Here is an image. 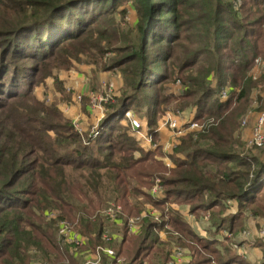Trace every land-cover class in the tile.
Listing matches in <instances>:
<instances>
[{
	"label": "trees",
	"instance_id": "1",
	"mask_svg": "<svg viewBox=\"0 0 264 264\" xmlns=\"http://www.w3.org/2000/svg\"><path fill=\"white\" fill-rule=\"evenodd\" d=\"M3 1L13 23L0 19V264L48 263L52 255L79 264L77 254L99 245L128 257L117 262L103 254L101 264H168L170 241L158 235L165 219L145 217L139 232L125 225L120 242L109 232L118 220L96 208L106 197L119 201L138 194L162 209L181 202L198 214L209 212L213 237H201L171 211V223L182 236L169 239L192 250L191 264H244L235 247L242 242L234 237L228 244L230 238L215 235L240 231L238 222L248 218L245 210L264 216V149H248L241 127L251 96L263 100L264 0H126L138 13L140 41L119 36L115 41L124 43L119 45H111L112 34H120L116 19H100L107 11L117 16V2L124 0H111L110 8L107 0ZM79 52H89L97 64L111 53L104 68L123 79L121 92L106 104L99 134L92 129L85 138L57 106L34 94L40 67L51 75L55 67H69ZM19 58L36 62L26 83L27 68L20 67ZM257 58L262 74L254 78ZM165 67L181 83L174 98L180 112L195 110L194 120L202 127L180 136L172 152L159 148L172 164L155 158L162 167L148 172L153 152L139 144L124 117L127 110L145 109L147 119L141 120L155 130L150 114L169 100L161 88L168 79ZM155 177L162 179V199L135 187L150 186ZM84 199L89 204L81 206ZM230 200L237 202L233 213L228 212ZM82 210L87 215H79ZM52 212L74 224L88 243L74 248L56 240L55 221L47 220Z\"/></svg>",
	"mask_w": 264,
	"mask_h": 264
},
{
	"label": "rangeland",
	"instance_id": "2",
	"mask_svg": "<svg viewBox=\"0 0 264 264\" xmlns=\"http://www.w3.org/2000/svg\"><path fill=\"white\" fill-rule=\"evenodd\" d=\"M108 4L107 6L110 8L111 6V0H107ZM5 2L3 0H0V19L6 20L7 23H13L12 18L10 15H8L5 12ZM105 6V8L107 7ZM108 12V11H107ZM103 13V17L100 19L105 18H112L114 17L116 19V22L119 25V33H113L112 38L113 42L111 45H119L124 44L123 42H118L115 40L119 39V36L121 37V40H133L135 42L140 41V34L139 30L141 29V25L138 24V13L135 10L134 6L124 1H118L117 2V9L116 13L117 16H112L111 13ZM102 26H105V23L102 24ZM112 32V30H111ZM147 41V38H146ZM103 44L101 47L108 50L110 46H108L106 42H102ZM150 49V46L147 48ZM153 51H156V49H160V46H157ZM95 52L92 51V54ZM158 55V54H155ZM112 56V54H106L103 61H101L99 64L93 63L91 61V58L89 56V52L83 53L79 52L78 57H71V63L69 67L62 66V67H55L54 72L51 75H45V65L40 67L39 76L36 79V83L34 86V94L37 98V100H40L41 102L47 104V105H55L59 108L60 112L68 117L67 112V106L70 107L71 105L74 106H81V109L84 111L88 107L91 112H89V117L86 120L87 124L82 125L83 121L79 116H76V118L68 117L73 120L75 123V126L78 124L81 126L82 130L79 129L80 133L86 137L87 133H90L92 129L96 130V124L101 121V105L99 103V99L102 97L101 95H112L113 93L115 95H118L121 92V84L123 85V79L119 72L109 71L104 68V66L109 65L111 62L109 61V58ZM79 58V59H78ZM259 60V63L256 62V60ZM255 60V65H253V74L252 76L254 78H258L262 74V65L263 62L260 58H257ZM20 67L27 68L25 70V75L23 76V83L28 82L31 80V74L34 72L35 68V60L34 59H20L17 60ZM167 66L170 65L169 62H167ZM69 64V63H68ZM163 67V65H162ZM39 69V68H38ZM166 70V74L168 75V79L164 82V84L161 86L163 87V94L169 96V100L166 103H162L158 106L156 110L155 115H151L152 117H155L156 124L151 127L154 129L160 128L158 126H163L165 129L157 131V134L154 136L153 142L150 144H147V142H143V148L146 150H151L153 154L149 155V159L147 160L148 163V172L154 171L156 169L161 168V164L158 163L157 160H160L162 164H164V156L162 157L159 154L160 149H162L165 152L164 149L170 150L172 152L173 148L180 143V138L176 137L173 134V131L171 128H169L168 125H164L163 123L166 121V118L170 116L171 119H178L181 118L183 120H187L184 118L183 113L185 111V108L182 109L180 112V102L178 100H174L176 95L180 94V90L182 88L181 83L176 79V76H171L170 72L168 74V67L164 68ZM177 73V71H175ZM23 75V74H22ZM176 79V80H175ZM116 83L118 85H116ZM120 86V87H117ZM143 93H147L145 90ZM162 93V92H161ZM81 98L79 99L78 97ZM263 97V100L260 99L258 94L254 93L250 100L246 115L242 117L241 119V127H242V138L248 145V149H253L254 152L260 151L262 148L264 149V145L260 147H255L254 145L250 144V138L252 137L251 132H253L255 125H257V119L264 113V92L261 94ZM76 102H79V105L75 104ZM105 103L103 105L104 108H106ZM184 110V111H183ZM85 112V111H84ZM86 112H88L86 110ZM85 112V113H86ZM95 113V114H91ZM145 109H141L140 111H136L135 115L142 119L143 121H146L144 117H147L145 114ZM180 113V114H179ZM74 116V117H75ZM213 120H210L211 123ZM159 124V125H158ZM78 129V128H77ZM132 129V128H131ZM93 131V132H94ZM154 131V130H153ZM168 131V133H167ZM193 132V131H190ZM189 133V132H188ZM162 135H165L162 138ZM168 136V138L165 139V137ZM90 136V134H89ZM140 144V143H139ZM250 147V148H249ZM262 147V148H261ZM160 148V149H159ZM260 148V149H257ZM138 155V153H137ZM163 161V162H162ZM170 163H172L171 160H169ZM165 165L168 167V165L165 163ZM167 169V168H166ZM165 170V169H164ZM162 174H166L164 171ZM74 177L81 179L80 172H75ZM153 183L150 186H135L138 188V192L146 191L150 197L153 199L155 196L152 194L151 190L153 187L159 183L161 185L162 179L160 177L152 178ZM162 188V187H161ZM264 192V190H263ZM263 192L261 194H263ZM261 197L264 198V195H261ZM233 202H236L235 200H230L228 203V207L234 208L235 210L238 209V207H233L231 204ZM81 206L88 205L89 201L87 199H84L83 202L79 203ZM126 205V206H125ZM109 206H116L117 210L120 211V218L117 219V223H113L109 232H112L113 239L115 241L122 240V229L125 227V225L129 224L130 222L136 221L138 224L137 232H139V227H141L142 220L145 217H152L156 219V217H160L161 219H165V228L160 229L158 231V235L163 241H170L168 250L170 251V260L168 264H191L194 261V254L191 249L188 247H183L180 244L177 243L176 240L169 239L181 237L182 233L175 228L171 223L170 214L171 211H175L180 214V216L185 220L188 227L193 229L194 232L198 234H204L209 235L208 237H213V234L211 232L216 231V227L211 223V216L209 212L206 213H196L191 210L190 204L187 203H181V202H170L166 205L165 209L160 208L158 205L151 202L145 195L138 194L137 197L129 196L124 197L119 201L110 200V198H105L104 203H98L96 205L97 210L100 212L105 211L104 209ZM125 206V207H124ZM114 210V208H111ZM81 214L79 215H87L85 211H80ZM246 217H243L240 222H238V225L241 223V230L238 232H221L215 237L219 238L220 240L225 239V237L230 238L228 241V244L234 243L232 239L235 237L237 241H241V245H235L237 246V250L239 252H242V254L245 256L244 264H262L264 261V216H252L248 215L247 211L245 210ZM58 215V212H57ZM123 217V218H122ZM48 221H55V228H56V240H60L59 236V219L58 217L56 219L48 216ZM113 221V220H112ZM124 221H127V223H124ZM71 225V224H70ZM71 227H74L71 225ZM196 228V229H195ZM121 229V231H119ZM88 243V241H87ZM110 247V246H109ZM234 247V248H235ZM113 248V247H112ZM111 248V249H112ZM91 249V248H90ZM114 249V248H113ZM83 250V249H82ZM80 252V251H78ZM123 261H127V256L123 255ZM84 259V254L79 253L77 254V260H79V264H82V261ZM34 262H44L42 264H68L69 261H66L64 257H56V255L51 256V260L46 263L43 259H35ZM145 264L147 261H145Z\"/></svg>",
	"mask_w": 264,
	"mask_h": 264
},
{
	"label": "built area",
	"instance_id": "3",
	"mask_svg": "<svg viewBox=\"0 0 264 264\" xmlns=\"http://www.w3.org/2000/svg\"><path fill=\"white\" fill-rule=\"evenodd\" d=\"M257 63H259V60H256ZM102 97L99 99V103L101 105L100 111H101V117L102 120L106 115V108L103 107L105 103H108L110 100H113L116 96L114 93L112 95L106 94L101 95ZM228 95L225 92L223 95V99L227 98ZM79 99L81 98L78 97ZM180 114V113H179ZM128 120L132 127V134L138 139L141 146H143V142H147V144H150L153 142V134L156 133L159 129H155L154 131L150 130L149 127L143 123V121L133 113L131 110H127L125 112L124 122L127 123ZM101 122V121H100ZM99 122V123H100ZM99 123L96 124V130L94 131V135L99 134V129H97ZM164 125H168L169 128H171L173 131V134L176 137H180L182 135H185L186 133L190 131H194L197 129H200L202 127V124L198 121H195L194 118L191 120H184L181 121L180 118L171 119L170 116L166 118V121L163 123ZM76 128L78 130H82L80 125H76ZM250 144L254 145L255 147H260L264 145V113L257 119V125H255L254 130L252 132V137L250 138ZM152 194L157 199H162L164 197V194L162 192L161 185L157 183L153 189L151 190ZM111 208H114L112 210ZM105 211L100 212L102 215H105L107 218H110L111 220L119 219L120 218V211L117 210L116 206H109L104 209ZM50 217L56 219L58 217L57 212H52ZM158 222H161L162 219L160 217H156L155 219ZM117 221V220H116ZM59 236L60 240H62L65 244L70 245L71 247H82L85 245L87 238L76 230L71 227L70 222L68 220H59ZM127 227L130 232H137L138 224L136 221L130 222L127 224ZM140 229V227H139ZM163 232L162 230H160ZM107 239V238H106ZM109 239V238H108ZM109 246H97L93 250L85 251L84 252V259L82 261V264H101L103 260V254H105L108 257H115L117 262H122L123 258L116 255L115 250ZM73 251V249H72ZM67 261V260H66ZM31 264H42L40 262H32Z\"/></svg>",
	"mask_w": 264,
	"mask_h": 264
},
{
	"label": "crops",
	"instance_id": "4",
	"mask_svg": "<svg viewBox=\"0 0 264 264\" xmlns=\"http://www.w3.org/2000/svg\"><path fill=\"white\" fill-rule=\"evenodd\" d=\"M116 85H118L117 83H116ZM121 86H122V84H121ZM117 87H120V86H117ZM75 104H77V105H79V102H76ZM86 110L88 111V112H86ZM86 110H82L81 109V106H76L75 108H74V106H70V107H68L67 106V112H68V117H72V118H76V116H79L82 120H84L83 121V124L82 125H86L87 124V122H86V120L88 119V117H89V112H91L90 110H89V108L87 107L86 108ZM73 114H75V115H73ZM91 114H95V113H91ZM101 115V114H100ZM194 115H195V110H186V111H184V113H183V115L182 116H184V118L185 119H187V120H191L192 118H194ZM75 116V117H74ZM181 119V121H184L183 119H182V117L180 118ZM159 125V124H158ZM158 127H160V128H157V129H160L159 130V132L161 131V130H163V129H165V127H163L162 125L161 126H158ZM156 129V130H157ZM167 133H168V131H167ZM251 134H252V132H251ZM165 135H162V138L164 137ZM168 136L169 135H167L166 137H165V139L166 138H168ZM164 150H166V151H169L170 152V150H168V149H164ZM165 159H164V161L166 162V164H168V165H171L172 163H170V159L168 158V157H164ZM233 207H236L237 206V202H233L232 204H231ZM236 210L234 209V208H231V207H229V210H228V212H230V213H233V212H235ZM196 229V228H195ZM198 234L201 236V237H208L209 235H204V234H200L199 232H198ZM239 252V251H238ZM239 253H241L242 254V252H239ZM243 255V254H242Z\"/></svg>",
	"mask_w": 264,
	"mask_h": 264
}]
</instances>
